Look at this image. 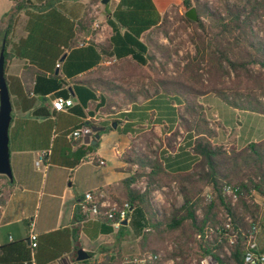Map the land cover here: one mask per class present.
Wrapping results in <instances>:
<instances>
[{
	"label": "trees",
	"instance_id": "obj_1",
	"mask_svg": "<svg viewBox=\"0 0 264 264\" xmlns=\"http://www.w3.org/2000/svg\"><path fill=\"white\" fill-rule=\"evenodd\" d=\"M12 1L14 7L8 13L9 17L5 20L6 14L0 21V47L5 39V57L10 28L19 12L25 8L24 4ZM26 1L33 5L32 1ZM35 1L42 7H48L52 0ZM169 3L182 5L186 10L195 6L200 13L196 22L184 16L192 26L189 39L194 48L193 53L183 56L184 64L174 62V75L164 71L162 76L152 79L148 86L143 84L134 92L128 80L125 79L124 83V78L119 85L112 83L111 79L103 80L114 91H122L124 103L126 99L136 101L140 94L146 101L142 108L158 109V117L153 118V113L144 114L142 120L148 118L153 120L151 122L160 123L163 135L169 133L158 152L150 151V155L137 150L135 143L131 142L130 148L122 155L125 162H134L140 167L131 178L124 181L127 187L124 200L132 206L129 225L135 237L141 235V241L147 235L143 231L144 227L153 226L158 231L161 225L170 230L179 229L182 236L188 238L193 231L203 232L214 227L219 221L218 210L225 208L232 215L234 227L240 230L235 244L231 246V254L218 256L226 242V235H218L213 230V241H205L203 255L210 254L219 264H244L242 232L249 227L244 214L250 213L254 220L257 219L259 205L248 202L253 200L254 194L263 197L261 207L264 211V138L249 142L240 149L214 143L212 139L217 132L209 126L206 108L199 98L213 94L232 108L264 114V0H119L113 9L105 8L104 17L111 28V35L101 51L107 56L116 57L118 64L115 65L120 68L128 56L138 66L150 65L154 59L153 52L157 49L166 63L172 53L177 52L178 46L170 48L150 44L151 41L142 40V36L152 29H165L166 13L161 14L160 11ZM82 50L90 52L89 56H94L93 59L79 66H72L69 64L71 60H68L64 65L66 76L71 77L86 70L98 61L100 54L95 45L90 43L72 48L69 58H74ZM63 83L64 80L58 74L46 76L39 73L35 77L33 92L40 95L55 92L57 96L67 98L68 89L62 88ZM73 89L80 103L78 107H86L90 101H98L96 108H110L116 103L114 98L97 94L88 81L77 82ZM121 115L126 116V112ZM114 122L116 129L119 120ZM88 124L92 128L93 139L113 129V122L105 120L98 123L88 121ZM130 126L125 124L122 131L130 132ZM172 141H176V144ZM96 142L88 147L89 152L98 146ZM141 176H145L147 187L143 191L130 188L129 182ZM171 183L179 187L182 196L180 204L173 202L167 210L151 202L153 189L170 186ZM225 183L237 186L240 190L235 205H230L221 193V186ZM204 186H211L215 196L201 206L202 217L198 218L196 210L205 200L200 195ZM77 211L79 224L73 230L70 229L73 239L77 238L80 231L88 234L86 226L89 225L94 229L90 236L112 232L105 218L85 221ZM42 243L45 244V241ZM34 249L24 239L6 240L0 245V264H32L31 253ZM77 249L74 248V257ZM186 251L185 244H179L172 253V257L180 258L175 264H185ZM86 262L87 259L79 261L80 264Z\"/></svg>",
	"mask_w": 264,
	"mask_h": 264
},
{
	"label": "crops",
	"instance_id": "obj_2",
	"mask_svg": "<svg viewBox=\"0 0 264 264\" xmlns=\"http://www.w3.org/2000/svg\"><path fill=\"white\" fill-rule=\"evenodd\" d=\"M118 1L108 0L104 6L102 0H52L48 7L22 9L10 28L4 76L12 104L8 128L12 180L0 174V245L6 240L15 239H24L29 245V225L33 223L37 238L31 255L32 264H80L73 256L74 248H79L81 242L98 238L103 246L100 243L101 246L96 249L86 245L90 249L86 251L91 255L84 264H118L120 261H115L119 257L140 250L138 243H131V238L138 241L141 235L134 236L129 221L118 230L111 227L112 232L99 233L94 237H90L94 230L90 225L86 226L89 235L80 231L77 238L73 239L70 232L79 224L77 203L85 191L103 188L112 198L125 199L127 187L124 181L131 178L140 167L134 162H125L122 155L130 148L131 142L137 144L136 136L142 135L149 140L145 135L150 130L156 136L163 135L160 123L151 122L153 120L148 118L142 120L144 114L153 113V118L158 117L157 108H142L146 101L140 94L136 101L126 99L124 103L122 91H114L103 83V80L111 79L112 83L119 85L123 78L130 79V76L126 75L125 70L115 68L118 66L114 65L118 64L116 57L107 56L101 51L111 35V28L101 10L100 18L107 27V38L102 42L79 44L90 34V6L100 2L104 10L113 9ZM174 5L178 4L169 3L160 13H166ZM13 7L12 0H0V21ZM40 19L45 23L40 24ZM88 43L95 45L100 54L98 61L86 70L71 77L66 76L64 65L68 60H71L69 64L72 66H79L93 59L94 56H89L90 52L85 50L69 58L72 48L87 46ZM107 59H111L110 66L105 63ZM126 63L135 65L130 56L126 58ZM39 73L46 76L58 74L64 80L62 88L68 89L67 98L72 100V105L56 111L51 107V100L60 95L57 96L55 92L45 95L34 93L33 85ZM87 81L97 94L114 98L116 103L110 108H96L98 101H90L88 106L78 107L80 103L73 86L77 82ZM123 112H126V116L121 115ZM87 119L94 123L119 120L116 129L100 135L98 146L92 152L88 149L93 144L92 135L73 142H69L66 137L69 130ZM125 124L131 125L130 132L122 131ZM42 154L43 161L37 165ZM100 159L104 160L103 165L98 164ZM40 166L45 170L42 177L38 175ZM84 166L87 167L82 169ZM68 180L71 182L67 184ZM145 180V176L131 180L129 187L143 191L147 187ZM39 187L46 188L49 195L43 204L41 217L33 214V195L38 193ZM162 188L153 189L151 193H159ZM128 230H131L132 237L124 239L122 233ZM44 241L45 244L42 243ZM258 250L264 253L262 247L258 246Z\"/></svg>",
	"mask_w": 264,
	"mask_h": 264
},
{
	"label": "rangeland",
	"instance_id": "obj_3",
	"mask_svg": "<svg viewBox=\"0 0 264 264\" xmlns=\"http://www.w3.org/2000/svg\"><path fill=\"white\" fill-rule=\"evenodd\" d=\"M30 1L33 2V5H30L29 2L26 0H15V3L19 2L21 4H24L25 8L42 7V4L37 3L35 0H30ZM208 1L214 2L216 0H208ZM100 7L102 14H104L105 16V10L103 9L102 5ZM185 11L186 9H184L182 5L171 6L166 11L165 14L167 23L165 24L164 28L167 30V34H165V29L164 30L152 29L143 35V40L149 39V41H151L150 44H157L162 46L166 45L170 48H174V46H178L177 52L172 53L170 59L166 63L163 57H161L159 50L157 49L154 50L153 52L154 59L150 65L138 66L136 64L131 65L127 63L121 65V69L125 70L126 75L130 76V79H126V80H128L130 84L129 87L131 91L134 92L135 90H138L143 84L145 87L148 86V84L152 79L162 76L164 74V71H166V74L168 75H174L175 74L174 62L180 61L182 65L185 62L182 59L183 56H186V54L188 53H193L194 48L189 39V33L191 32L192 26L184 19ZM197 14L198 16L200 15L198 11ZM8 17L9 14L5 18V20ZM203 20H205L204 17ZM38 22L40 24L45 23L42 19H40ZM162 64L165 65L164 68H162ZM108 65L110 66L111 64ZM117 67L120 68L119 65L115 66V68ZM134 76L136 78L140 77L142 79L134 80V78H132ZM126 80L124 83H126ZM199 102L204 106V108H206L205 116L209 118L208 119L209 126L211 128L216 129L217 135L215 138L212 139L214 143L218 145H223L226 148L236 147L240 149L249 142L259 141L264 138V114L232 108L228 106L226 103H224L221 99L214 96L213 94H207L205 96L200 97ZM148 132L149 134H146L145 136L148 137L149 140H147V138H143L142 135L136 136L138 137V139L136 140L137 143L136 148L137 150L139 149L148 152L151 155L150 151L151 152L159 151L161 146H163V142L166 139L167 135L156 136L154 133L153 134L151 133L153 132L152 130ZM175 142L176 141L174 142L172 141L173 144H176ZM50 144L52 145V141L50 142ZM34 167L37 169L36 166ZM86 167L87 166H84L82 167V169ZM82 169H80L79 172H81ZM43 174H45L44 167L40 166L38 175L42 177ZM4 177L6 178V176ZM70 182L71 181L68 180L67 184ZM163 187L164 188H162L159 193L150 194L151 202L155 203L159 207L164 206L167 210L170 207L171 203L173 202H176V204L181 203L182 196H180L179 194V187L176 183H171L170 186H163ZM206 188L207 186L203 187L202 192L200 193L201 196H203L202 194L206 190ZM47 192L48 190L46 188L39 187L38 193L33 195V199H34L33 214L35 216L41 217V213L43 211V204L45 200L49 197ZM248 202L259 205L257 219L254 220V218L250 215V213H245L244 220L247 221L246 217H249L258 224L259 230H258L256 242L258 246L262 247V249L264 250V211L261 207L263 204V197L254 194L253 200ZM207 203L208 202L206 200L201 201V205L196 210V214L198 218L202 217L201 206ZM219 211L220 209L217 212L218 219H219ZM36 229L38 228H34V230ZM93 232L94 230H92V233ZM181 232L182 231L179 229L170 230L164 225H161L160 230L158 231L153 226H150V230L146 232L147 235L145 239L141 241L142 238H140L138 241H133L134 238H131L132 239L131 243L139 244L140 250L137 251V253L147 252V251L161 252V256H162L161 264H175L177 261H179L180 258L172 257V253L178 248L179 244H185V248L187 249L185 264H190L191 257L197 258L203 255L202 242L198 241L195 238V234L198 233L199 231H193L192 234L188 236V238L182 236ZM212 232L213 231H208L209 234V239H207L208 241L210 240L213 241ZM131 235H132L131 230H128V232L126 231V233H122L124 239H126V237L127 238L132 237ZM92 237H94V235H92ZM100 243L103 246L102 244L103 242L100 241V238L95 240L92 239V240H88L87 242H81V244H79V248L90 250L88 249V246H90L97 249ZM224 253L225 251L222 248V251L218 254V256ZM90 259H88V261ZM121 259L122 258L119 257L118 259H116L115 262H119Z\"/></svg>",
	"mask_w": 264,
	"mask_h": 264
},
{
	"label": "built area",
	"instance_id": "obj_4",
	"mask_svg": "<svg viewBox=\"0 0 264 264\" xmlns=\"http://www.w3.org/2000/svg\"><path fill=\"white\" fill-rule=\"evenodd\" d=\"M100 13V2L94 3L90 6V11L88 12L90 34L83 41L79 42V44L90 41L102 42L107 38V27L102 22ZM105 63L106 65L111 64V59H107ZM57 66H59V64H57ZM71 105V99L63 98L61 96L55 97L51 100V107L56 111H62ZM91 134L92 128L88 124L87 119L85 122L82 121L76 127L69 130L66 137L69 142H73ZM43 156L44 154H42L37 160V165L43 161ZM104 163L103 159L98 160V164L103 165ZM221 193L229 200L230 205H235L240 195V190L237 186L225 183L221 186ZM202 195L207 202H210L215 196V191L211 186H207ZM1 207L2 205L0 204V209ZM77 207L85 221L105 218L114 230H118L123 226L122 222L124 220L129 221L132 210V206L127 200L112 198L103 188L85 191L81 200L77 203ZM246 219L249 223V227L245 232H242L244 244L242 257L244 264H255L257 262L264 264V253L258 250L256 242L259 230L258 224L249 217H246ZM29 227L30 233L28 235V241L30 247L34 248L36 246L37 234L33 231V223H31ZM149 230L150 226L143 228L144 232ZM213 230L218 235H226V242L223 247L225 253L220 254L219 257H222L223 255L229 256L231 254V246L235 244L236 236L239 234L240 230L234 227L232 215L227 209L220 208L219 221L214 227H210L203 232L195 234V238L202 242V247L204 246V242L209 239L208 231ZM161 259V252L147 251L126 255L118 264H161ZM190 264H219V262L210 254H206L197 258L191 257Z\"/></svg>",
	"mask_w": 264,
	"mask_h": 264
},
{
	"label": "water",
	"instance_id": "obj_5",
	"mask_svg": "<svg viewBox=\"0 0 264 264\" xmlns=\"http://www.w3.org/2000/svg\"><path fill=\"white\" fill-rule=\"evenodd\" d=\"M108 0H102V3H106ZM185 16L190 20L196 22L199 17L196 11V8L192 6L191 8L185 11ZM5 39L1 42L0 47V174L5 175L12 180V170L10 166L9 158V146H8V128L11 121V111L12 104L8 91L7 82L4 76V62H5ZM113 128L116 126V123L113 122ZM98 135L94 137L92 143H96ZM127 221L122 222L123 225H126ZM89 257V254L83 248H78L76 250V260L84 261Z\"/></svg>",
	"mask_w": 264,
	"mask_h": 264
}]
</instances>
